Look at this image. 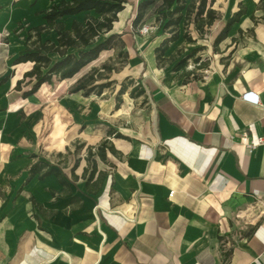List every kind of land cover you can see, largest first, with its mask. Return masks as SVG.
<instances>
[{"label":"crops","instance_id":"obj_1","mask_svg":"<svg viewBox=\"0 0 264 264\" xmlns=\"http://www.w3.org/2000/svg\"><path fill=\"white\" fill-rule=\"evenodd\" d=\"M138 2L113 24L127 58L100 95L68 89L110 50L22 99L32 64L13 65L23 47L11 32L24 18L0 25V264H264V150L242 142L264 139V109L243 99L264 105V0H214L206 34L190 26L188 43L181 26L160 60L169 36L132 26ZM38 161L60 180L31 177Z\"/></svg>","mask_w":264,"mask_h":264},{"label":"trees","instance_id":"obj_2","mask_svg":"<svg viewBox=\"0 0 264 264\" xmlns=\"http://www.w3.org/2000/svg\"><path fill=\"white\" fill-rule=\"evenodd\" d=\"M136 15L132 26L143 24L149 13L154 17L156 29L169 37L156 49L157 60H160L167 50L168 44L176 41L183 28V38L192 43L189 27L192 26L199 37H203L212 24L218 19V14L211 9L214 0H138ZM128 0H62L52 4L47 10L36 13L44 23L31 25L24 19L17 22L11 32L22 42L23 49L13 61V65L31 63L32 68L26 72L23 79L18 81L15 91L21 92V98L27 99L36 94L44 85H54L55 82L73 79L83 68L97 60L104 51L112 50L119 45L123 48L120 35L112 33L113 24L118 20V14L124 10ZM242 12L232 14L215 42L227 36L231 26L238 21ZM2 43H8V36L2 37ZM121 64L127 58L126 53L119 52ZM118 68L105 63L101 69H94L82 76L69 87V94H81L88 97L100 95L103 90L110 88L114 82L105 81L107 75L117 72ZM4 79L1 83H4ZM132 81L121 84L117 93L116 108L119 107L121 96L127 85ZM134 89H132L133 91ZM132 95V93H131ZM118 138L121 135H116ZM80 145L79 147H81ZM92 149L88 155L92 157ZM105 149H110L105 141L96 147V154L104 160ZM29 173L39 179L55 175L60 180L59 173L49 169L43 162L34 163ZM93 173V172H92ZM92 173L89 179L92 178ZM61 183L64 182L61 180Z\"/></svg>","mask_w":264,"mask_h":264},{"label":"rangeland","instance_id":"obj_3","mask_svg":"<svg viewBox=\"0 0 264 264\" xmlns=\"http://www.w3.org/2000/svg\"><path fill=\"white\" fill-rule=\"evenodd\" d=\"M55 1L58 0H50V1L45 0L44 3H41L40 0H38V4H37V0H0V25L3 26L7 25L12 17H16L18 19L24 18L28 22L34 24L37 22V20L40 17H35V18H33V16L30 17V14L31 15L34 14L33 9L35 8L36 11H39V8L40 9L46 8L49 4ZM143 26H149L151 28H154V30L150 34L154 33L157 30L156 29L157 25L154 22V17L150 13L149 16L147 15V17L145 18L143 22ZM119 51H120V46L117 45L112 50H110L109 54H107V55H112L109 62L115 65L116 68L120 66L122 61V57H119L118 55ZM1 69H3L2 65H0V70ZM24 89L26 88L24 87Z\"/></svg>","mask_w":264,"mask_h":264},{"label":"built area","instance_id":"obj_4","mask_svg":"<svg viewBox=\"0 0 264 264\" xmlns=\"http://www.w3.org/2000/svg\"><path fill=\"white\" fill-rule=\"evenodd\" d=\"M154 28H151L149 26H143L140 28V34L142 35H148L150 34ZM243 99L246 100L248 103H251L253 105L259 106L264 109V105L258 101L257 98H254L251 96L250 93L245 94L243 96ZM242 142L249 149L250 151L255 150L258 147H262L264 150V139L262 137H256V138H251L248 137L246 134L242 135ZM174 192L169 193V197H172Z\"/></svg>","mask_w":264,"mask_h":264},{"label":"bare ground","instance_id":"obj_5","mask_svg":"<svg viewBox=\"0 0 264 264\" xmlns=\"http://www.w3.org/2000/svg\"><path fill=\"white\" fill-rule=\"evenodd\" d=\"M40 2H41V3H44V2H45V0H40Z\"/></svg>","mask_w":264,"mask_h":264}]
</instances>
